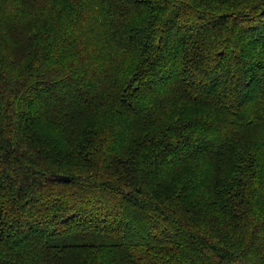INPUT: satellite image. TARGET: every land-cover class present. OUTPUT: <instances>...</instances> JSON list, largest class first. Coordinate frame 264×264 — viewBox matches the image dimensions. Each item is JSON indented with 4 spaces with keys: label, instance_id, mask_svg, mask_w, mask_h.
Masks as SVG:
<instances>
[{
    "label": "trees",
    "instance_id": "1",
    "mask_svg": "<svg viewBox=\"0 0 264 264\" xmlns=\"http://www.w3.org/2000/svg\"><path fill=\"white\" fill-rule=\"evenodd\" d=\"M0 264H264V0H0Z\"/></svg>",
    "mask_w": 264,
    "mask_h": 264
},
{
    "label": "water",
    "instance_id": "2",
    "mask_svg": "<svg viewBox=\"0 0 264 264\" xmlns=\"http://www.w3.org/2000/svg\"><path fill=\"white\" fill-rule=\"evenodd\" d=\"M55 177L59 180H64V181H69L70 177L63 175V174H59V175H55Z\"/></svg>",
    "mask_w": 264,
    "mask_h": 264
}]
</instances>
